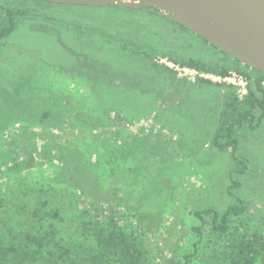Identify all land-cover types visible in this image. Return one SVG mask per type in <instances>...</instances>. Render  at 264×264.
Segmentation results:
<instances>
[{
	"label": "rangeland",
	"instance_id": "374dc122",
	"mask_svg": "<svg viewBox=\"0 0 264 264\" xmlns=\"http://www.w3.org/2000/svg\"><path fill=\"white\" fill-rule=\"evenodd\" d=\"M0 1L31 11L0 45L3 194L20 185H81L71 184V173L107 185L123 203L113 208L118 224L139 237L150 264H180L195 252L197 226L204 239L193 264H207L217 248L212 213L202 221L195 211L223 214L243 199L247 210L232 223L264 232V119L238 129L249 168L233 173L231 152L213 144L229 88L198 82L231 84L243 97L254 68L156 8ZM166 54L235 76L181 67ZM43 111L51 112L45 121Z\"/></svg>",
	"mask_w": 264,
	"mask_h": 264
},
{
	"label": "trees",
	"instance_id": "16d2710c",
	"mask_svg": "<svg viewBox=\"0 0 264 264\" xmlns=\"http://www.w3.org/2000/svg\"><path fill=\"white\" fill-rule=\"evenodd\" d=\"M31 1L66 7L110 6ZM147 7L135 10L156 8ZM30 14L27 8L0 1V45ZM50 17L53 19V16ZM149 54L145 52L144 55L153 65L175 72L167 64L158 65L154 56ZM166 55L181 67L200 73L221 77L231 74L230 68L225 66L193 57ZM255 71L258 73L255 77L246 74L251 81L243 97L238 95L234 85L198 76L200 83L229 88L213 144L219 150L231 152L236 164L232 172L238 174L245 173L249 163L240 154L237 131L244 124L257 128L264 119V72ZM49 116L51 112L43 111L41 121ZM66 177L73 181L71 184L79 181L81 185H68L71 189L62 187L61 190L48 185H20L14 189L15 194L0 191V264H150L139 237L118 224L119 217L114 216L113 208L123 204L121 198L116 197L107 185L92 184L89 179L72 173ZM50 190L54 192L49 193ZM14 196L18 201L13 203ZM82 200L84 203H81ZM246 210L245 201L238 199L223 214L212 208L195 211L202 221L204 213H212L217 248L208 255L207 264H264V232L232 223ZM194 230L198 235L196 251L184 254L180 264H193L198 254L199 244L204 239L203 226L194 227Z\"/></svg>",
	"mask_w": 264,
	"mask_h": 264
},
{
	"label": "water",
	"instance_id": "95a60500",
	"mask_svg": "<svg viewBox=\"0 0 264 264\" xmlns=\"http://www.w3.org/2000/svg\"><path fill=\"white\" fill-rule=\"evenodd\" d=\"M93 6L156 7L218 49L264 72V0H46ZM152 9V8H151Z\"/></svg>",
	"mask_w": 264,
	"mask_h": 264
},
{
	"label": "built area",
	"instance_id": "2783aa9c",
	"mask_svg": "<svg viewBox=\"0 0 264 264\" xmlns=\"http://www.w3.org/2000/svg\"><path fill=\"white\" fill-rule=\"evenodd\" d=\"M233 73H231L229 76H227V77H221V76H219L218 78H222L223 80H230V79H233L232 77H234L235 75H232ZM245 85V84H244ZM245 88H246V86H245Z\"/></svg>",
	"mask_w": 264,
	"mask_h": 264
}]
</instances>
